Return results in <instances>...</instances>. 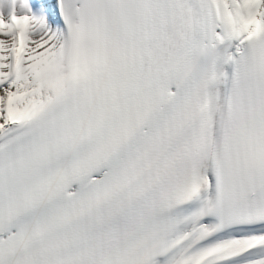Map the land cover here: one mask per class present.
Segmentation results:
<instances>
[{
	"label": "snow or ice",
	"instance_id": "6c2138e0",
	"mask_svg": "<svg viewBox=\"0 0 264 264\" xmlns=\"http://www.w3.org/2000/svg\"><path fill=\"white\" fill-rule=\"evenodd\" d=\"M0 264H264V0H0Z\"/></svg>",
	"mask_w": 264,
	"mask_h": 264
},
{
	"label": "bare ground",
	"instance_id": "6f19581e",
	"mask_svg": "<svg viewBox=\"0 0 264 264\" xmlns=\"http://www.w3.org/2000/svg\"><path fill=\"white\" fill-rule=\"evenodd\" d=\"M44 2H51V0H43ZM52 4H53V2H52Z\"/></svg>",
	"mask_w": 264,
	"mask_h": 264
}]
</instances>
